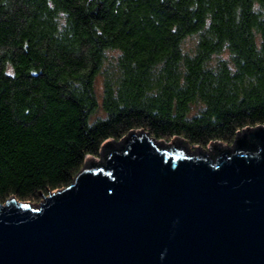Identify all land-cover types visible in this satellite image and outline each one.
Instances as JSON below:
<instances>
[{"label": "trees", "instance_id": "obj_1", "mask_svg": "<svg viewBox=\"0 0 264 264\" xmlns=\"http://www.w3.org/2000/svg\"><path fill=\"white\" fill-rule=\"evenodd\" d=\"M256 125L264 0H0V203L37 204L131 131L206 148Z\"/></svg>", "mask_w": 264, "mask_h": 264}, {"label": "water", "instance_id": "obj_2", "mask_svg": "<svg viewBox=\"0 0 264 264\" xmlns=\"http://www.w3.org/2000/svg\"><path fill=\"white\" fill-rule=\"evenodd\" d=\"M237 137L104 142L68 186L0 203V264H264V125Z\"/></svg>", "mask_w": 264, "mask_h": 264}, {"label": "rangeland", "instance_id": "obj_3", "mask_svg": "<svg viewBox=\"0 0 264 264\" xmlns=\"http://www.w3.org/2000/svg\"><path fill=\"white\" fill-rule=\"evenodd\" d=\"M191 39H193L192 37H190V38H188V40L186 41V47L187 48H190L191 47ZM100 78H99V80H97V84H96V86H97V89H98V92H100V90H101V83H100ZM168 142V141H167ZM186 142V141H185ZM187 143V142H186ZM188 144V143H187ZM189 145V144H188ZM227 145V144H226ZM191 146V145H190ZM92 158H96V159H99V157H92Z\"/></svg>", "mask_w": 264, "mask_h": 264}]
</instances>
